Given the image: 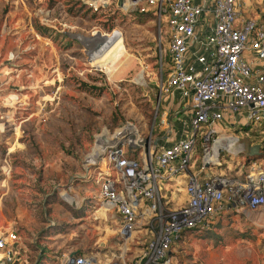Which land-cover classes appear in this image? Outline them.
<instances>
[{
    "label": "rangeland",
    "instance_id": "1",
    "mask_svg": "<svg viewBox=\"0 0 264 264\" xmlns=\"http://www.w3.org/2000/svg\"><path fill=\"white\" fill-rule=\"evenodd\" d=\"M159 1L147 13L118 0H0V232L20 238L14 264L117 247V222L93 214L103 166L86 156L127 124L154 141L162 118L181 110L159 89L168 43ZM246 3L264 18V0ZM97 37L116 42L113 57L86 46ZM52 223L59 233L46 243L40 232ZM173 253L177 264H264V211L186 232Z\"/></svg>",
    "mask_w": 264,
    "mask_h": 264
},
{
    "label": "built area",
    "instance_id": "2",
    "mask_svg": "<svg viewBox=\"0 0 264 264\" xmlns=\"http://www.w3.org/2000/svg\"><path fill=\"white\" fill-rule=\"evenodd\" d=\"M118 1L145 12L158 2ZM241 1H159L168 38L159 89L181 110L162 118L154 141L131 124L96 138L101 153L93 147L86 156L87 165L103 166L93 214L117 222V247L44 254L43 264H177L186 232L264 211V18ZM244 138L247 151L259 146L258 157L245 152ZM19 240L14 230L0 232V264L20 258Z\"/></svg>",
    "mask_w": 264,
    "mask_h": 264
},
{
    "label": "bare ground",
    "instance_id": "3",
    "mask_svg": "<svg viewBox=\"0 0 264 264\" xmlns=\"http://www.w3.org/2000/svg\"><path fill=\"white\" fill-rule=\"evenodd\" d=\"M92 39H94L96 41V40L100 39V37L92 38ZM101 39H102V43L99 45V47L101 45H103L104 49L101 52H99V54L104 56V58L108 60L111 57H113V55L115 53V43L116 42L111 45V44L107 43L106 38H101ZM91 50H93V49H91ZM95 50H97V48H95ZM139 78H141V76ZM93 151H94L95 155L101 153V149H100V147L98 148V145L94 147ZM66 200L70 203H73V204L76 203L75 199L71 196H67Z\"/></svg>",
    "mask_w": 264,
    "mask_h": 264
},
{
    "label": "water",
    "instance_id": "4",
    "mask_svg": "<svg viewBox=\"0 0 264 264\" xmlns=\"http://www.w3.org/2000/svg\"><path fill=\"white\" fill-rule=\"evenodd\" d=\"M68 36L73 37L74 35L69 33ZM77 38L81 40V38L79 36H77ZM101 43H102V39L100 38L96 41L93 40V42L91 44H87L86 46L90 49H95V48H98ZM258 150H259V146L254 145V146L250 147V149L248 150V155L250 157H258Z\"/></svg>",
    "mask_w": 264,
    "mask_h": 264
},
{
    "label": "trees",
    "instance_id": "5",
    "mask_svg": "<svg viewBox=\"0 0 264 264\" xmlns=\"http://www.w3.org/2000/svg\"><path fill=\"white\" fill-rule=\"evenodd\" d=\"M148 13V12H147ZM86 86V85H85ZM55 226V223H52L47 227V229H44L40 232V236L45 240L44 242L48 243L51 240L50 238L56 234H58V231H54L53 227ZM39 262V261H38Z\"/></svg>",
    "mask_w": 264,
    "mask_h": 264
},
{
    "label": "crops",
    "instance_id": "6",
    "mask_svg": "<svg viewBox=\"0 0 264 264\" xmlns=\"http://www.w3.org/2000/svg\"><path fill=\"white\" fill-rule=\"evenodd\" d=\"M252 11H249V14H252ZM247 141V139H243V144ZM245 145V144H244ZM246 152V151H245ZM248 152V151H247Z\"/></svg>",
    "mask_w": 264,
    "mask_h": 264
}]
</instances>
